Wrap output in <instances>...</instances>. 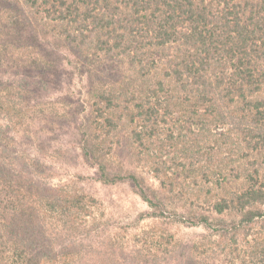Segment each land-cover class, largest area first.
<instances>
[{
	"label": "trees",
	"instance_id": "1",
	"mask_svg": "<svg viewBox=\"0 0 264 264\" xmlns=\"http://www.w3.org/2000/svg\"><path fill=\"white\" fill-rule=\"evenodd\" d=\"M25 28L69 52L65 64L80 78L90 75L88 124L75 135L99 181H129L156 220L205 208L181 216L208 234L187 246L165 228L140 233L124 216L96 215L97 199L76 185L36 184L27 171L35 160L17 174L1 164L0 218L17 220L30 204L57 226L32 242L10 223L12 250H0V264H264V0H0V65L17 61L12 45ZM25 63L29 74L53 70L47 59ZM97 68L112 80L96 84ZM16 82H0L8 146L3 127L11 133L55 109L41 110L31 86ZM119 145L150 167L160 191L107 168Z\"/></svg>",
	"mask_w": 264,
	"mask_h": 264
},
{
	"label": "rangeland",
	"instance_id": "2",
	"mask_svg": "<svg viewBox=\"0 0 264 264\" xmlns=\"http://www.w3.org/2000/svg\"><path fill=\"white\" fill-rule=\"evenodd\" d=\"M39 32V29L33 28L22 30L21 37L19 40L17 37L15 45H12L17 61L13 64L7 62L5 65H0V82L12 81L15 83V87H19L16 80L19 81L18 83L22 82L20 83L22 86L25 85L23 80L26 81L33 91V99L39 103H46L41 110L47 104H53L54 111H57L59 115L55 116L54 111L50 112L46 108L44 115L40 112L38 114V119H42L41 122L16 125L17 130L11 133L7 129H11L14 125L11 128L2 126L6 129L5 131L2 129V132L9 137L10 141L9 146L0 141V165L11 170V173L17 174V169H24L25 165L35 160L40 167L27 171L31 172L36 184L41 185L44 189L52 190L65 184L78 186L97 199V205L98 203L99 205L98 208H95L96 215L104 212L107 216L110 214L115 217L124 216L132 220V223L136 225L135 229L140 233L153 226L165 228L171 234L174 233L178 241H183L187 246L202 241L203 236L208 234V230L202 225H192L181 214H187L190 209H197L204 213L205 208L187 204L186 207L177 208L176 215L156 220L151 218V208L135 193L129 181L124 180L112 185L99 181L97 168L93 166L89 168L90 164L85 162V157L76 138L77 134L81 137L77 128L84 122L83 125L88 124L89 103L87 104V99L89 98L87 93L89 92L88 87L91 85L90 75L86 74L80 78L75 68L65 64V61L73 56L69 52L57 48V42L51 37L43 39ZM13 42L14 39L11 40V43ZM4 44H6V39ZM25 59L29 61L37 59L39 63L47 59L53 70L48 71L45 77L36 70L29 74V70H27L29 63H25ZM108 72L111 73V70ZM92 73H97L94 80L96 84L100 85L102 82L112 80L106 73L105 75L99 74L100 69L98 68L93 69ZM46 78L48 80L45 82ZM5 122L2 120L1 125H4ZM119 146L115 147L105 160L107 168L112 172H131L143 180L149 189L160 191V181L150 170V167L144 163L138 164L126 146ZM48 174L49 177H47ZM232 183L230 186L234 187ZM161 196L167 200V195L161 193ZM25 209L26 214L23 216L24 212H22V216H18L17 220L10 214H6L4 219L0 218V239L3 237L0 240V250L8 248L10 251L12 250V236L4 235L7 233L10 223L19 224L18 232L23 234L20 236L32 242H42L44 238L41 236L49 235L48 233L55 227L56 222H47L44 226L45 223L37 214V209L31 207L30 204ZM225 218L229 222L232 215H225ZM46 229L48 231H45ZM16 241L20 242V239ZM42 247L39 244L38 250ZM100 259L103 261L102 258Z\"/></svg>",
	"mask_w": 264,
	"mask_h": 264
}]
</instances>
